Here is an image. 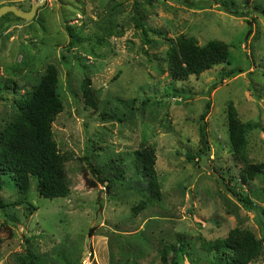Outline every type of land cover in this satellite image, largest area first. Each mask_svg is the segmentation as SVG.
I'll return each instance as SVG.
<instances>
[{"label":"rangeland","instance_id":"rangeland-1","mask_svg":"<svg viewBox=\"0 0 264 264\" xmlns=\"http://www.w3.org/2000/svg\"><path fill=\"white\" fill-rule=\"evenodd\" d=\"M35 1L0 0V7L29 11ZM151 1L45 0L31 20L0 18V126L15 115L13 101L53 65L63 110L52 136L71 158L65 198L40 197L31 178L25 201L16 205L17 189L3 178L0 264H20L26 248L44 264H161V249L177 237L190 254L177 256L178 264H208L202 241L224 238L235 227L264 238V175L240 182L244 164L232 155L226 116L231 102L243 123L259 126L247 134V158L264 164V0ZM67 26L79 44H70ZM180 36L199 46L224 42L228 64L172 79L168 40ZM85 75L99 101L96 113L81 95ZM208 101V152L199 160L200 115ZM141 144L155 148L162 197L134 216L140 197L124 186L107 191L89 165L129 158ZM228 186L249 196L254 210L242 207ZM251 264H264V253Z\"/></svg>","mask_w":264,"mask_h":264},{"label":"trees","instance_id":"trees-1","mask_svg":"<svg viewBox=\"0 0 264 264\" xmlns=\"http://www.w3.org/2000/svg\"><path fill=\"white\" fill-rule=\"evenodd\" d=\"M142 1L147 5L152 3L151 0ZM195 1L191 2L193 6L196 4ZM135 20L136 26L143 29V35L146 37V30L139 15ZM66 31L70 44H79L81 38L74 28L67 26ZM166 61L170 77L176 81H184L190 76L198 77L217 65L228 64V46L218 40H210L199 46L194 38L180 36L175 40H168ZM230 74L232 72L224 75ZM57 83V69L53 65H48L38 82L13 101L15 115L4 126H0V190L5 184L3 178L10 179L19 194L16 205L25 201L31 178L36 180L38 195L44 199L65 198L69 195L65 163L71 158L69 154L60 153L52 136V123L63 110ZM80 91L85 105L95 113L98 112L99 101L89 76H84ZM209 106L208 101L200 115L199 135L202 149L197 154L199 160L208 152L204 120L209 112ZM226 116L231 152L234 159L244 164L240 182L245 184L259 175H264V164H252L247 158V134L259 126L243 123L231 102L227 105ZM101 118L113 119L114 116L101 114ZM128 156L129 158L110 156L102 166L90 164L89 169L95 175L96 181L107 191L124 186L125 191L128 188L140 197L139 202L131 207V214L135 216L148 206L159 202L162 194L155 169L154 146L141 144L140 148ZM187 159L191 161L194 157L187 155ZM86 184L89 187L96 186V182L89 180H86ZM226 190L242 207L248 211L254 210V203L249 196L229 186ZM5 207L0 199V208ZM200 248L211 255L208 264H251L263 255L264 238H257L248 229L235 227L224 238L202 241ZM180 254L183 257H190L189 252L184 249L183 242L177 237L175 243L164 245L161 249L160 263L178 264L177 256ZM187 261L188 264H196L192 259ZM19 262L44 264L41 257L27 248Z\"/></svg>","mask_w":264,"mask_h":264},{"label":"water","instance_id":"water-1","mask_svg":"<svg viewBox=\"0 0 264 264\" xmlns=\"http://www.w3.org/2000/svg\"><path fill=\"white\" fill-rule=\"evenodd\" d=\"M45 0H36L30 7L29 11H23L14 5H4L0 7V18L11 13L17 18L31 20L35 17L36 11L44 4Z\"/></svg>","mask_w":264,"mask_h":264}]
</instances>
